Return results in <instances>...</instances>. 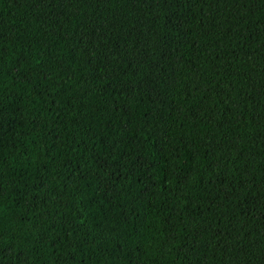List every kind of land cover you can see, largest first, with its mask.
I'll return each mask as SVG.
<instances>
[{"label":"trees","instance_id":"obj_1","mask_svg":"<svg viewBox=\"0 0 264 264\" xmlns=\"http://www.w3.org/2000/svg\"><path fill=\"white\" fill-rule=\"evenodd\" d=\"M0 264H264V0H0Z\"/></svg>","mask_w":264,"mask_h":264}]
</instances>
